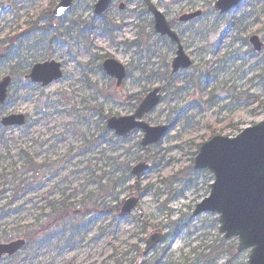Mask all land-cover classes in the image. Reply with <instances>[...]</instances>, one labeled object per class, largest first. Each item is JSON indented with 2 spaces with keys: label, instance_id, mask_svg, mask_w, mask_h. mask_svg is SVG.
<instances>
[{
  "label": "rangeland",
  "instance_id": "rangeland-1",
  "mask_svg": "<svg viewBox=\"0 0 264 264\" xmlns=\"http://www.w3.org/2000/svg\"><path fill=\"white\" fill-rule=\"evenodd\" d=\"M59 1L0 0V81L12 77L0 121L27 118L21 128L0 125V242L29 239L0 264H248L250 250L236 253L237 240L219 232L217 214L194 217L214 182L194 161L213 137L235 138L264 122V47L255 52L249 44L257 36L264 45V0H245L225 15L215 11L217 0H151L193 65L172 77L145 119L169 127L147 150L142 131L120 138L107 121L131 116L165 84L176 47L155 34L145 0H113L101 16L98 0H75L65 17L50 20ZM197 11L200 19L179 23ZM137 40L140 47H129ZM108 58L128 70L121 88L103 70ZM48 60L62 64L63 78L47 87L30 82V69ZM144 159L149 171L122 186V170ZM115 168L113 201L99 188ZM133 195L137 210L116 214ZM156 233L162 243L141 259L135 247L142 253Z\"/></svg>",
  "mask_w": 264,
  "mask_h": 264
},
{
  "label": "water",
  "instance_id": "water-1",
  "mask_svg": "<svg viewBox=\"0 0 264 264\" xmlns=\"http://www.w3.org/2000/svg\"><path fill=\"white\" fill-rule=\"evenodd\" d=\"M242 0H219L215 4L216 11L225 14L239 5ZM112 0H99L94 7L97 16L104 14ZM147 8L154 19V30L162 37H168L178 45L177 57L172 63V75L191 67L192 62L186 56L178 35L171 29L165 15L146 0ZM73 0H62L53 12L54 17L61 18L71 9ZM125 5H120L123 10ZM63 9V12L59 10ZM2 11L0 10V15ZM201 16V12L184 15L180 22H189ZM250 44L256 52L263 50L259 37L253 36ZM105 72L117 80L121 87L126 78V69L116 60L104 63ZM63 77L61 65L55 61L34 66L29 75L33 83L47 87ZM11 77L0 81V109L8 98ZM163 87L149 93L140 104L134 115L111 118L107 128L119 137H126L135 130L144 133L142 147L160 143L168 134L167 126L151 127L143 118L154 111L162 100ZM26 123L23 115H10L1 120L3 127H22ZM149 165L143 161L132 169L134 177H140L148 171ZM195 169L209 170L214 176L210 197L199 204L194 212L197 217L203 213L219 215L220 233L225 239H238L237 252L251 251L248 264H264V122L247 128L235 138L217 136L203 144L195 159ZM138 205L133 196L122 207L121 215L131 214ZM163 240L160 234L151 235L146 241L143 257ZM25 241L20 240L0 245V259L4 255L12 256L22 249Z\"/></svg>",
  "mask_w": 264,
  "mask_h": 264
},
{
  "label": "trees",
  "instance_id": "trees-1",
  "mask_svg": "<svg viewBox=\"0 0 264 264\" xmlns=\"http://www.w3.org/2000/svg\"><path fill=\"white\" fill-rule=\"evenodd\" d=\"M49 19L52 20V15H51V12L49 13L48 15ZM165 77V76H164ZM167 77V75H166ZM27 164L29 166H32L33 163L31 161L27 162ZM126 166V165H124ZM118 172V170L115 168V173L113 174V176H111V182H109L110 180H108V182L106 183V185H102V183H100V190L99 192L101 193V195H103L104 198H110V197H113V201L114 199H116V196H115V191L118 189V187L120 186L119 184V179L115 178V175L116 173ZM105 177V176H104ZM121 177H122V180H123V183L121 184L122 186H125L128 181L131 179V168L129 166H126L122 172H121ZM121 183V181H120ZM120 209H121V206H116L114 208V212L116 214H120ZM56 211V210H55ZM141 241V239H138V245H139V242ZM211 250L213 251V253L217 254V255H220V249L219 247H210ZM135 250L138 251L141 256H142V253H141V250L137 247H135Z\"/></svg>",
  "mask_w": 264,
  "mask_h": 264
},
{
  "label": "flooded vegetation",
  "instance_id": "flooded-vegetation-1",
  "mask_svg": "<svg viewBox=\"0 0 264 264\" xmlns=\"http://www.w3.org/2000/svg\"><path fill=\"white\" fill-rule=\"evenodd\" d=\"M231 12V11H230ZM228 14V13H227ZM174 28V27H173ZM174 45V44H173ZM174 47H176L175 45H174ZM26 242H27V240H26ZM26 244H28V243H26ZM21 252V251H20ZM20 252H18L17 254H15L14 256H12V257H4L2 260H4V259H10V258H13V257H15V256H17ZM1 260V261H2Z\"/></svg>",
  "mask_w": 264,
  "mask_h": 264
},
{
  "label": "snow or ice",
  "instance_id": "snow-or-ice-1",
  "mask_svg": "<svg viewBox=\"0 0 264 264\" xmlns=\"http://www.w3.org/2000/svg\"><path fill=\"white\" fill-rule=\"evenodd\" d=\"M59 11H60V12H63V9H60Z\"/></svg>",
  "mask_w": 264,
  "mask_h": 264
}]
</instances>
